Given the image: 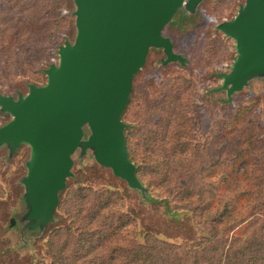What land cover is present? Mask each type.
Returning <instances> with one entry per match:
<instances>
[{
    "label": "rangeland",
    "instance_id": "1",
    "mask_svg": "<svg viewBox=\"0 0 264 264\" xmlns=\"http://www.w3.org/2000/svg\"><path fill=\"white\" fill-rule=\"evenodd\" d=\"M53 1L63 19L49 26L43 37L16 33L17 15L12 12L22 10L24 0H0L1 95L18 99L20 93H28L29 84H45L44 69L59 59L56 38L64 32L76 36L73 0ZM246 1L200 0L189 9L185 0L161 30L183 61H166L160 47L148 49L132 78L121 117L138 184L114 175L109 165L96 159L85 125L61 192L88 187L96 198L104 190H117L114 198L123 197L119 209L133 217L130 227L138 235H157L180 244L197 241L206 232L184 206L197 195L175 191L181 184L193 192L216 187L212 205L232 203L236 212L264 200L257 194L264 190V66L231 95L226 89L217 90L224 80L220 75L232 72L237 56L235 37L220 26L240 15ZM37 3L36 9L41 8L43 3ZM10 119L12 115L0 106V127ZM31 155L28 143L0 146V264L48 259L44 252L50 227L64 225L63 217L37 221L31 215ZM251 217L230 234L242 233Z\"/></svg>",
    "mask_w": 264,
    "mask_h": 264
},
{
    "label": "water",
    "instance_id": "2",
    "mask_svg": "<svg viewBox=\"0 0 264 264\" xmlns=\"http://www.w3.org/2000/svg\"><path fill=\"white\" fill-rule=\"evenodd\" d=\"M200 0H187L192 9ZM78 35L58 50V63L45 70L47 81L30 85L18 99L0 94V106L12 115L0 127V145L28 143L32 157L28 179L34 180L31 215L51 216L58 193L70 175L71 155L83 128L95 157L114 175L138 184L127 160L120 115L129 100L132 77L150 47H160L166 61L183 57L173 52L161 30L185 0H77ZM220 29L236 40L237 56L217 90H240L264 66V0H247L241 14ZM30 180V181H31Z\"/></svg>",
    "mask_w": 264,
    "mask_h": 264
},
{
    "label": "trees",
    "instance_id": "3",
    "mask_svg": "<svg viewBox=\"0 0 264 264\" xmlns=\"http://www.w3.org/2000/svg\"><path fill=\"white\" fill-rule=\"evenodd\" d=\"M40 1L43 5L39 9H36L38 0H24L21 3L22 10L12 12L17 15L16 33L43 36L49 26L53 27L63 19L53 0ZM73 2L76 8L72 14L76 15L78 2ZM3 21L5 23L7 18L4 17ZM75 24L77 28V20ZM4 27L7 31V27ZM77 35L78 30L73 38L65 32L56 38L54 47L57 53L66 42L74 44ZM30 85L40 86L33 83ZM3 96L15 99L13 96ZM125 107L120 115L121 122ZM125 129L124 125L127 160L134 174ZM165 175L169 177L172 173L167 172ZM186 185L181 184L175 191L185 190L187 197L197 195L184 206L193 211L206 229L199 240L180 244L161 239L157 235H138L130 227L133 217L119 209L118 202L123 197L120 194V197L114 198L118 194L117 190H104L100 193L103 198L97 195L93 198L88 187L77 190L71 188L59 191L58 200L48 219H64L63 226L50 227L52 229L48 233L44 252L48 259H32L28 264H264V200L257 204L243 205L242 211L236 212L232 203H220V207L212 205L216 187H194L193 192V188L188 189ZM257 194L264 198V190H258ZM249 216H252L249 222L241 227L244 229L242 233L230 234L232 228Z\"/></svg>",
    "mask_w": 264,
    "mask_h": 264
}]
</instances>
